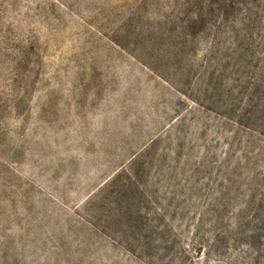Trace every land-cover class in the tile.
Instances as JSON below:
<instances>
[{
	"label": "rangeland",
	"instance_id": "374dc122",
	"mask_svg": "<svg viewBox=\"0 0 264 264\" xmlns=\"http://www.w3.org/2000/svg\"><path fill=\"white\" fill-rule=\"evenodd\" d=\"M0 264H264V0H0Z\"/></svg>",
	"mask_w": 264,
	"mask_h": 264
}]
</instances>
